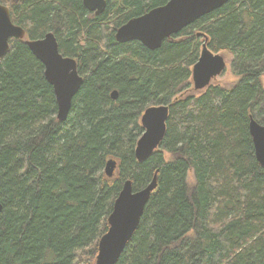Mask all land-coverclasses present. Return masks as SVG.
I'll list each match as a JSON object with an SVG mask.
<instances>
[{
    "label": "trees",
    "instance_id": "1",
    "mask_svg": "<svg viewBox=\"0 0 264 264\" xmlns=\"http://www.w3.org/2000/svg\"><path fill=\"white\" fill-rule=\"evenodd\" d=\"M166 1L106 0L99 14L82 0L10 7L25 35L0 57V264H94L123 182L138 190L154 174L115 264H264V167L248 130L250 117L264 124V0H229L154 50L116 41L118 26ZM46 32L83 76L63 121L24 42ZM205 37L210 51L231 54L239 81L182 95ZM158 104L169 107L164 138L137 161L139 118Z\"/></svg>",
    "mask_w": 264,
    "mask_h": 264
},
{
    "label": "water",
    "instance_id": "2",
    "mask_svg": "<svg viewBox=\"0 0 264 264\" xmlns=\"http://www.w3.org/2000/svg\"><path fill=\"white\" fill-rule=\"evenodd\" d=\"M229 0H167L164 4L150 8L141 15L131 17L117 27L114 37L120 43L138 41L148 49L159 48L165 38L179 32L199 17L210 13ZM84 7L95 14L103 12L106 0H82ZM25 31L11 21L7 5L0 3V57L9 50L10 39H23ZM201 44L197 60L191 67L190 78L195 89L207 87L210 80L223 71L225 60L222 54L212 52ZM29 50L43 65V76L51 84L55 96L59 121L66 119L72 99L83 83L75 58L63 55L52 32H46L37 39H24ZM116 91L111 92L115 99ZM168 105L158 104L146 107L139 122L143 129L134 147L137 161H143L160 145L166 132ZM248 130L252 138L256 160L264 167V124L250 117ZM116 159L105 162V173L112 177ZM156 187V175L143 188L134 191L130 179H126L107 216L108 227L99 237L94 264H115L139 223L151 192ZM1 209V204H0Z\"/></svg>",
    "mask_w": 264,
    "mask_h": 264
},
{
    "label": "rangeland",
    "instance_id": "3",
    "mask_svg": "<svg viewBox=\"0 0 264 264\" xmlns=\"http://www.w3.org/2000/svg\"><path fill=\"white\" fill-rule=\"evenodd\" d=\"M19 0H8V2L4 5H7L9 8L12 6V4L18 3ZM113 1V0H112ZM223 55L224 60H225V67L222 72H220L218 75L214 76L208 85H220V86H226L227 88H233L235 84L239 81V76L235 73V71L232 68V56L230 53L226 51L218 52ZM206 87L201 88V89H195L193 87L192 80L190 78L189 80V86L187 90L183 91L182 95H188V94H193V95H199L202 92H204ZM180 96V95H179ZM158 149V148H157ZM156 149V150H157ZM164 156L166 159L170 157L167 151H164ZM193 172L192 170H189L187 172V182L192 183L193 182ZM108 227L107 222H106V228ZM97 254V247H96V253L95 257Z\"/></svg>",
    "mask_w": 264,
    "mask_h": 264
},
{
    "label": "bare ground",
    "instance_id": "4",
    "mask_svg": "<svg viewBox=\"0 0 264 264\" xmlns=\"http://www.w3.org/2000/svg\"><path fill=\"white\" fill-rule=\"evenodd\" d=\"M134 190V189H133ZM139 190V189H138ZM134 191H137V190H134Z\"/></svg>",
    "mask_w": 264,
    "mask_h": 264
}]
</instances>
